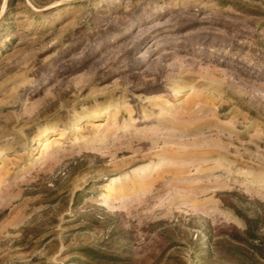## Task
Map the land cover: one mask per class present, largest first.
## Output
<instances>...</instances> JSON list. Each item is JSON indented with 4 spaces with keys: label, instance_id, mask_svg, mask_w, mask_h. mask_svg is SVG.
<instances>
[{
    "label": "rangeland",
    "instance_id": "obj_1",
    "mask_svg": "<svg viewBox=\"0 0 264 264\" xmlns=\"http://www.w3.org/2000/svg\"><path fill=\"white\" fill-rule=\"evenodd\" d=\"M246 219L264 0H0V264H264Z\"/></svg>",
    "mask_w": 264,
    "mask_h": 264
},
{
    "label": "trees",
    "instance_id": "obj_2",
    "mask_svg": "<svg viewBox=\"0 0 264 264\" xmlns=\"http://www.w3.org/2000/svg\"><path fill=\"white\" fill-rule=\"evenodd\" d=\"M244 224H245V231L243 232V235L245 236V238L244 239L243 238L242 239L238 238V240L239 241H242V240L245 241V243L251 249V252L253 254H255V255L260 254V256L264 257V251L261 250V247L254 244V242H257V243L264 242V237L261 236L260 234H258V225H257V223L254 220L246 219ZM246 240L250 241V243L248 241H246ZM232 252L235 255L237 254L238 256H242L243 255L240 252H238L237 250H232ZM244 256L246 258V255H244ZM249 264H254V263H253L252 260H250Z\"/></svg>",
    "mask_w": 264,
    "mask_h": 264
}]
</instances>
